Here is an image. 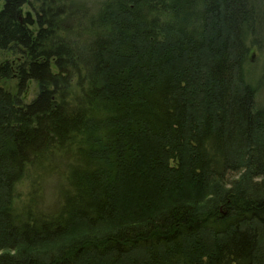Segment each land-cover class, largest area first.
Instances as JSON below:
<instances>
[{
	"label": "trees",
	"instance_id": "trees-1",
	"mask_svg": "<svg viewBox=\"0 0 264 264\" xmlns=\"http://www.w3.org/2000/svg\"><path fill=\"white\" fill-rule=\"evenodd\" d=\"M263 32L264 0H3L0 51L20 60L0 66V264H264V103L244 69Z\"/></svg>",
	"mask_w": 264,
	"mask_h": 264
},
{
	"label": "rangeland",
	"instance_id": "rangeland-1",
	"mask_svg": "<svg viewBox=\"0 0 264 264\" xmlns=\"http://www.w3.org/2000/svg\"><path fill=\"white\" fill-rule=\"evenodd\" d=\"M2 7L3 0H0V9H2ZM19 16H21L23 23H21L19 19L18 20L22 25H26L27 29L30 31H36L34 14L28 5H25L20 9L18 18ZM19 60L20 56L15 54L13 51H0V66L7 63L14 67ZM244 69L247 81L251 85L256 86L259 90V102L264 103V97L261 96L262 93H264V32L259 45L251 46ZM15 84V79L12 77L0 81V88L14 93L16 87ZM37 92L38 89L36 84L32 81L28 82L20 98L24 104H28L36 96ZM36 180L39 184L36 186L38 188L37 195L39 196L37 200L39 201L41 208H53V205H56L55 201H57V187L55 186L57 183V178L45 177L43 180H41V178ZM32 182H34V177L31 176L22 180L17 185L15 202L16 204H19L17 205L19 206L20 210L28 205Z\"/></svg>",
	"mask_w": 264,
	"mask_h": 264
},
{
	"label": "water",
	"instance_id": "water-1",
	"mask_svg": "<svg viewBox=\"0 0 264 264\" xmlns=\"http://www.w3.org/2000/svg\"><path fill=\"white\" fill-rule=\"evenodd\" d=\"M18 19L20 20V22H21V23H23V22H22V20H21V16H19V18H18Z\"/></svg>",
	"mask_w": 264,
	"mask_h": 264
}]
</instances>
